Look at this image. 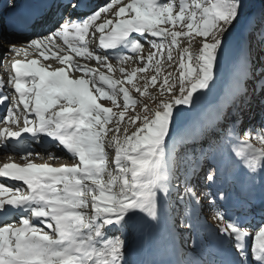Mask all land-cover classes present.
<instances>
[{
    "label": "snow or ice",
    "instance_id": "1",
    "mask_svg": "<svg viewBox=\"0 0 264 264\" xmlns=\"http://www.w3.org/2000/svg\"><path fill=\"white\" fill-rule=\"evenodd\" d=\"M122 2L110 0L86 18L75 22L69 20L43 40L29 42L27 47L40 51L44 60L57 59L59 64L68 65L69 72H81L82 78L70 79L64 68L49 71L45 67H38L37 60L27 63L16 61L11 65L14 76L9 77V83L13 84L19 99L13 97L9 104V97L0 91V105H9L3 120L6 127L0 129V138L4 141L18 140L27 133L34 142L39 143L42 136L48 137L71 154V158H78V163L73 167L60 168L33 163L23 167L7 164L0 168V178L21 181L29 189V194H20L17 190L12 198L0 199V215L9 211L30 214L20 218V227L0 226V264H125L124 241L119 237L108 239L103 230L123 227L137 213L149 221H158L160 196L163 194L167 199L171 195L169 182L172 177L167 147L179 110L195 107L199 94H203L214 82L224 39L239 19L243 0H203V3L191 4L180 0L175 15L173 4L162 5L159 0H132L115 11V24L111 19H102V14L112 12ZM7 6L11 8L15 5L13 2ZM69 6L75 9L77 4L70 3ZM126 15L131 18L123 19ZM161 24L183 27L169 31L161 29ZM110 27L111 42L106 44L103 33ZM70 32H74L79 45H83L72 50L78 56L97 63H106L107 57L101 60L90 53L85 44L86 36L91 38L97 33L101 34L102 48L115 49L123 44L133 53L141 49L139 41L130 39L133 34L141 37L144 43H148L150 38L167 37L171 44L167 50L169 61L173 59L171 48L178 46L181 37L192 38L194 34L201 40L195 56L188 54L187 48L181 52L179 74L175 81L171 79V73L160 81L157 72L143 90L136 88L143 97L150 84L159 89L160 96L168 94L172 99L162 100L155 110L145 105L143 117L134 115L130 118V123L135 126L134 131L128 134L125 128L121 141L117 139L121 132L119 124L125 120L130 105L134 106L137 101L130 98L123 86L118 87L120 82L108 79L103 73L98 74V82L94 69L73 63L71 56L60 57L55 53L48 56L42 51V48L54 43L56 37L67 43ZM151 46L160 50L165 47L163 43L157 44L155 41L151 42ZM23 51L15 47L9 49V52L17 55ZM154 56L155 52L148 56V61L151 62ZM108 70L111 71V65H108ZM131 75L135 77L136 73ZM28 82L31 87L26 86ZM127 83L132 84V79L129 78ZM101 85H107L111 92ZM4 87L3 80H0V90ZM93 89L98 96L93 94ZM121 94L124 110L119 113L98 103V100H110L114 106L120 107L117 97ZM58 104L60 110L48 114ZM21 115L23 127L11 131L8 125L19 127ZM109 133H115L109 143L115 144V165L119 175L113 176L108 172L105 182L103 176L107 169V153L104 150V137ZM225 141L229 154L245 171L249 174L264 173V127L251 131L241 129L239 136L228 132ZM206 179L209 183L214 182L215 171H209ZM181 182L184 185L183 195H180V184L175 185L178 202H183L184 195H188L198 205L200 200L196 198L187 178ZM114 188L118 190L113 191ZM8 191L0 186V195ZM89 204L91 215L82 211L88 209ZM32 218L49 231L34 226ZM214 218L220 221L217 231L234 239V247L243 258L245 241L250 233L221 212H217ZM181 227L190 225L181 223ZM252 257L257 264H264V227L254 237Z\"/></svg>",
    "mask_w": 264,
    "mask_h": 264
},
{
    "label": "rangeland",
    "instance_id": "2",
    "mask_svg": "<svg viewBox=\"0 0 264 264\" xmlns=\"http://www.w3.org/2000/svg\"><path fill=\"white\" fill-rule=\"evenodd\" d=\"M109 2L110 0H93V6L90 12L87 13L77 10V7L73 9L69 6L70 3L77 4V0H72L65 8L59 7V9L49 14L46 20L48 22H44L46 25L42 23L43 25L38 27L39 33L46 26L51 25L52 27L44 32L42 37H40L41 40L55 32L59 25L69 20L73 22L82 20ZM131 2L132 0H123L122 4L117 5L112 12L102 14V19H111L113 24H115L117 22V18L114 15L115 11H118L120 6ZM194 2L203 3V0H185V3L188 4ZM159 3L162 5L173 4V14L175 15L179 10L180 0H159ZM252 4L253 0H243L239 19L234 23L224 39V45L215 68L214 82L210 84L209 89L202 96L199 95V104L197 103L198 105L191 109L181 108L179 110V116L173 128V136L168 141L167 147L168 167L172 177L169 182L171 195L165 199L163 194H161L158 221H148V224L143 226L140 222L144 219V216L139 214V223L132 226L133 230L126 231L128 234L126 238L123 236L124 232L117 233V229L113 230V233L110 228L103 230L108 239L119 237L124 241L125 264H157V262L160 264H257L252 257V247L254 246L255 235L261 227H264V206L258 209L255 203L250 201V196L258 194L257 187L261 183V176L259 177V173L249 174L245 171L229 154L225 141L228 132H231L233 136H239L241 129L251 131L264 127V90H262V86H264V32L260 34V39L257 36H253V30H258L259 27L256 25L253 28ZM57 5L51 7L50 10L56 9ZM255 7L259 9L256 16L262 18L264 0H256ZM61 9L63 10L61 11ZM129 18L131 17L126 15L123 19ZM100 22L98 21L97 23ZM159 27L169 31H176L183 26L180 25L179 28H173L171 25L161 24ZM89 31L91 32L92 30L90 29ZM111 34L110 27L105 30L103 37L112 36ZM100 36L101 34L99 33L91 38L86 36L85 44L88 51L93 55L99 56L101 60L107 57L106 63H97L93 59L78 56L72 50L74 47L79 46L77 42H74L76 44L73 46L68 42L59 41V37L55 38L54 43L42 48V51L44 55L48 56H52L55 53L60 57L64 55L71 56L72 59L78 57L76 59L78 64L85 65L86 68L96 71L97 81L98 74L103 73L108 79L120 82L118 87L123 86L129 92L130 98L137 101L134 106L130 105L125 113V120L119 124L121 132L117 135V139L123 141V130L126 128L127 133L131 134L135 128L130 123V118L134 115L143 117L145 105L149 109L155 110L162 100L172 99L168 94L160 96L159 89L153 88L150 84L148 85V91L143 97L136 91V88L143 90L145 84L153 76H156L157 72H159L158 80L162 81L164 76L171 73V79L175 81L179 74L181 52L187 48L189 50L188 54L193 56L198 54L201 38L194 37V34L192 38L181 37L178 46L171 48L173 59L169 61L167 59V50L171 47V44L170 39L167 37L163 39L150 38L148 43H144L141 37L133 34L130 39L135 38L141 43V49L138 52L133 53L130 48H124L122 45L115 48V50L118 49L119 51L114 52V50L111 51L109 49L108 53H106V51L100 50L102 48L100 46ZM36 37L33 31H30L24 34L11 35L7 41L8 45H4V41H0V77L5 74L7 77L11 76L10 61L15 58H19L23 63L38 59L50 71L67 66H61L57 59L44 60L43 56L40 55V51L28 48L29 43L27 42L34 40ZM152 41L157 44L163 43L164 49H154L151 46ZM12 47L23 49L24 51L17 55L9 52ZM252 50L255 51L253 52ZM154 52L155 56L149 62L147 58ZM122 59L123 62H121ZM185 63H187V60H185ZM108 65H111V71L108 70ZM140 69H144V71H140ZM133 72L136 73L135 77L131 75ZM69 78H82V73L71 72ZM129 78L132 79V84L127 83ZM28 86L31 87L30 82ZM101 87L109 91V93L111 92L107 85H101ZM3 94L9 97V104L13 97L17 100L19 99L17 97L18 94L11 88L4 91ZM93 94L98 96L94 89ZM117 101L120 107L114 106L110 100H98V103L102 107L111 108L114 113H119L124 110L122 94L117 97ZM236 102L237 104H235ZM58 105L60 106V104ZM8 106L6 105V109L0 113L2 117L0 118V129L6 127L3 120L7 115ZM20 107L22 108L23 106L21 105ZM58 108L56 107V109ZM232 108L235 109L231 112ZM51 112H53V109L50 110V114ZM22 115L19 127L9 124L10 130H17L23 126ZM30 119L34 120L35 118L31 117ZM109 127H112V125H109ZM114 134L109 133L104 137V150L107 153V169L103 176L105 182L108 180V172H111L113 176L119 175L115 165V144L109 143L112 141ZM196 134H200L202 139H196L194 137ZM45 138H40L39 143H34L42 144ZM49 141L53 145L47 149L48 151L46 153L36 152L34 156L29 155L31 154L30 152H5V150H2L5 143L1 141L0 168L7 164L23 167L28 163L60 168L62 166L73 167L78 163V158H72V161H70V158L55 160L50 157L47 153L60 146L51 139ZM175 143L186 144L187 147L191 148L190 151L192 153L176 168L177 171H180L181 176H174L172 172L171 155ZM15 146L20 147L17 144ZM203 147L205 149L201 150ZM212 170L216 173V179L214 182L209 183L206 176ZM184 178H187L196 193V198L200 200L198 205L188 195H184L183 202H178V193L175 185L180 184V195H183L184 185L181 181ZM86 183L89 182L86 181ZM4 187L9 191L0 195V199L18 190L10 186ZM261 189L263 191L260 194H264V186ZM117 190V188L113 189V191ZM220 197H223V199H220ZM210 200L213 203L210 204ZM246 201L247 205L242 208L245 205L243 203ZM236 202H239V205L230 206V204H235ZM82 211L91 215V205L89 204V208ZM217 212L223 213L226 218L233 221H240V225L250 233V236L245 241V256L243 258H241L234 247V239L223 236L217 231V226L220 224V221L214 218ZM181 223L190 225V227H181ZM123 227L127 229L125 224ZM39 228L43 231L45 230L43 226ZM49 234L52 235L51 232ZM218 241H221L227 249L225 254L220 252L217 245ZM228 253H232L235 257L232 260H228L227 258L232 257V254L229 255Z\"/></svg>",
    "mask_w": 264,
    "mask_h": 264
},
{
    "label": "bare ground",
    "instance_id": "3",
    "mask_svg": "<svg viewBox=\"0 0 264 264\" xmlns=\"http://www.w3.org/2000/svg\"><path fill=\"white\" fill-rule=\"evenodd\" d=\"M22 1V0H21ZM26 2V0H23V2ZM54 1V3L55 4H58V5H60V2L61 1H57V0H53ZM92 1L93 0H90V1H82V0H78V2H81V4H84L85 3V6H83L84 8L86 7V6H88L89 8L92 6ZM1 2H4V0H1ZM86 9V8H85ZM42 12H44L45 14H44V17H45V19L47 20L48 19V16H46L47 14H46V11L45 10H41ZM38 16H39V14H38ZM43 17V18H44ZM42 18V19H43ZM123 18H125V17H123ZM42 19H41V21H42ZM45 20V21H46ZM40 21V22H41ZM44 21V22H45ZM0 28H2V26L0 25ZM52 27H51V25L50 26H46L45 27V29L42 31V32H40L39 33V31H36V28H34L33 29V33L37 36L36 38H34V40H36V39H39L40 37H42V35L44 34V32L46 31V30H50ZM112 35V34H111ZM11 37V34H3V35H1L0 36V41H4L3 43H4V45H6L7 44V41L9 40V38ZM101 37V36H100ZM110 37V36H109ZM109 37H107V36H105L104 37V39H105V43L107 44V43H110L111 41H110V39H109ZM41 39V38H40ZM59 39V41L61 40L62 42L64 41V39H62V38H58ZM69 44H71V45H73V46H75L74 44H76V43H74V42H77V44L79 45V42H78V40H76V38H75V33L74 32H70L69 34H68V41H67ZM27 43H29V42H27ZM8 45V44H7ZM123 44H121V45H119V46H122ZM80 47L82 46V45H79ZM118 46V47H119ZM99 47V46H98ZM117 47V48H118ZM125 48V47H124ZM104 51H108L109 49H105V48H102ZM101 50V49H100ZM102 50V51H103ZM111 51H113V50H115V49H110ZM117 52V51H116ZM111 53V52H110ZM78 58V57H77ZM76 58V59H77ZM76 59H72V62L73 63H76V64H78L77 62H76ZM11 64V63H10ZM47 69V68H46ZM49 70V69H48ZM67 70L69 71V67H67ZM50 71V70H49ZM69 73V72H68ZM71 73V72H70ZM3 78H6L7 76H6V74L5 75H3L2 76ZM5 89V88H4ZM204 94V93H203ZM203 94H199L200 96H202ZM199 104V103H198ZM197 104V105H198ZM5 106L6 105H0V110L2 111L3 110V108H5ZM58 107H60L59 105L57 106V108ZM54 109H56V108H54ZM53 109V110H54ZM59 109V108H58ZM57 110V109H56ZM48 114H50V113H48ZM31 117H33V116H29V118H31ZM11 129V128H10ZM11 131H16V130H11ZM42 138V137H41ZM19 139H21V142L22 143H26V144H28L29 145V147L26 149L27 150V152H30L31 153V156H34V153H39V152H44V153H46V151H48L47 149L48 148H50L52 145H53V143L52 142H50L49 140V138L47 137V138H45V141L42 143V144H35L34 142H32V141H30L31 139H30V137H28V135L25 133L23 136H21ZM4 142V141H3ZM17 142H18V140H7L6 141V147L5 148H3L2 150L4 151L5 150V152H16V151H21V152H24L23 151V149L21 148L22 147V144L21 145H19L20 147H17V146H15V144H17ZM56 143V142H55ZM18 145V144H17ZM55 147V146H54ZM50 157H55V160H62V159H69L70 158V161H72L71 159V154H69V153H67L66 152V150H64L62 147H56L53 151H51V152H49V153H47ZM16 157V156H15ZM36 157V156H35ZM46 157V156H45ZM49 157V158H50ZM0 159H1V156H0ZM47 159V158H46ZM52 160V159H51ZM64 161V160H63ZM54 162V161H53ZM59 162H62V161H59ZM52 163V162H51ZM1 168H3V167H1ZM259 175V177H260V179H261V183H260V185H258V187H257V190H258V194L257 195H252V196H250V201H252V202H254L255 203V206L256 207H258L261 203H263V201H264V194H260L263 190L261 189L262 188V186H264V173H259L258 174ZM241 178H243V177H241ZM241 178H239L240 179V181L241 182H243V180L241 179ZM12 185V186H11ZM0 186H2V187H4V186H10V187H13V188H16V187H27L26 185H24L21 181H13V180H11V179H8V178H0ZM10 194H8L7 196H5V198L6 197H8ZM247 201L246 202H244L243 204H245L244 206H242V208H244L247 204ZM237 205H239V202H236L235 204H230V206L231 207H233V206H237ZM137 215H139V213H137ZM139 220V219H138ZM148 219L146 218V217H144V219L140 222L143 226H146L147 224H148ZM4 224H2V225H0V226H4V225H12V226H14V227H17L16 225H13V224H11V222H9L8 220H5L4 222H3ZM31 223L34 225V226H36V227H42L41 226V224H39V222H34V221H31ZM238 223L240 224V221H238ZM44 228V227H43ZM48 230V229H47ZM45 231V230H44ZM217 245L219 246V250H220V252L221 253H223V254H225L226 252H227V249L223 246L224 244L221 242V241H218L217 242ZM226 257V256H225ZM228 260H232L233 258L232 257H229V258H227ZM255 263H257L256 261H254ZM157 264H159L158 262H157ZM247 264H251V263H247Z\"/></svg>",
    "mask_w": 264,
    "mask_h": 264
},
{
    "label": "trees",
    "instance_id": "4",
    "mask_svg": "<svg viewBox=\"0 0 264 264\" xmlns=\"http://www.w3.org/2000/svg\"><path fill=\"white\" fill-rule=\"evenodd\" d=\"M255 3H256V0H253V4L251 5L252 6L251 7L252 8V16L251 17H252V22H253V28L256 27V25H258L259 29L253 30V36L254 37L257 36L260 39L261 38L260 34L264 32V11H263V17L258 18L256 16V13L259 12V9H257L255 7ZM252 51L254 52L255 50H252ZM235 104H237V102ZM234 109L235 108H232L231 111H233ZM194 137H196V139H198V140L202 139L200 134H196ZM181 148H182V150H181ZM204 149H205V147H203V149L201 148V150H204ZM190 150H191V148L187 147L186 144H177V143L174 144L173 152L171 155L172 167H173L172 172H173L174 176L175 175L181 176L180 171H177L176 168L179 167V165L182 162H184V159L187 158L189 154L192 155Z\"/></svg>",
    "mask_w": 264,
    "mask_h": 264
}]
</instances>
